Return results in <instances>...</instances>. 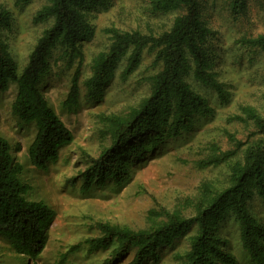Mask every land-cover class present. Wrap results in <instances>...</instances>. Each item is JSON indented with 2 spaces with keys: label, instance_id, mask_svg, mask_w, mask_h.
<instances>
[{
  "label": "trees",
  "instance_id": "obj_1",
  "mask_svg": "<svg viewBox=\"0 0 264 264\" xmlns=\"http://www.w3.org/2000/svg\"><path fill=\"white\" fill-rule=\"evenodd\" d=\"M32 1L13 0V6L23 8ZM42 1L32 18L34 24L46 27L20 72L2 39V31L12 26V11L5 5L0 7V91H6L10 83L15 84L11 113L19 122L31 124L35 129L27 147V158L32 168L47 171L57 163L60 150L72 143L73 135L48 104L38 82L50 70L52 52L59 47L60 56L69 68L77 61L63 106L68 111L79 106L82 48L95 36L92 19L108 11L112 1ZM246 8L247 0L228 1V10L234 17L243 16ZM151 9L164 14L179 13L167 30L157 34L107 28L109 44L92 60L91 74L84 86L95 98H102L103 86L113 79L116 67L124 59L123 76L138 67L144 52L153 54V64L158 65V70L148 78L147 96L127 116L104 118L111 144L92 158L81 174L86 189L93 181L97 184L127 182L131 177L130 156L145 160L152 151H160L166 141L191 131L198 121L214 116L215 107L193 89L189 77L213 92L219 106L230 101V91L213 70L209 44L213 32L203 18L202 0H152ZM239 42L250 49L264 51V34L243 37ZM231 118L251 122L256 137L253 141L249 138L240 141L226 133L233 149L221 151L213 147L211 157L201 164L225 165L226 181L221 187L203 185L194 216L184 217L177 211L169 212L157 206V210L149 213L152 225L148 229L97 223L100 235L83 242L87 250L98 252L112 248L102 264H120L130 256L128 264H144L149 260L159 263V250L173 246L176 239L194 229L187 239L189 250L178 264H236L225 239L218 234L220 227L232 219L251 264H264V224L248 208L255 196L264 202V113L242 106L240 115ZM145 134L138 145L128 147L129 141ZM23 171V166L11 154L10 142L0 136V237L10 243L14 253L35 260L47 245L55 212L44 202L27 198L30 188L22 181ZM69 251L76 252L74 247Z\"/></svg>",
  "mask_w": 264,
  "mask_h": 264
},
{
  "label": "rangeland",
  "instance_id": "obj_2",
  "mask_svg": "<svg viewBox=\"0 0 264 264\" xmlns=\"http://www.w3.org/2000/svg\"><path fill=\"white\" fill-rule=\"evenodd\" d=\"M111 1L108 11L98 13L92 19L95 36L82 48L79 106L72 111L63 106L77 61L69 68L60 56L62 49L59 47L52 52L50 70L38 82L48 104L73 135L72 143L60 150L57 163L47 171L32 168L27 158V147L35 129L31 124L19 122L11 113L15 84L10 83L6 91H0V136L8 139L14 160L23 166L21 178L30 188L27 198L42 201L55 212L47 245L37 259L30 260L14 253L10 243L0 237V264H102L112 248L90 252L83 245L85 240L99 237L97 223L133 230L148 229L152 225L149 213L157 210V206L169 212L177 211L184 217L194 216L203 185L221 187L226 181L225 165L205 167L201 164L211 157L213 147L221 151L233 149L226 133L240 141L248 138L253 141L256 137L251 122L242 123L231 117L240 115L242 106L264 113V51L250 49L239 42L243 37L264 34V0H247L246 11L239 17L229 12V0H202L203 18L213 32L209 43L213 70L231 93L229 103L219 106L213 92L189 77L193 89L207 97L215 107L214 116L198 121L191 131L166 141L160 151H152L145 160L130 156L131 177L127 182L97 184L93 181L86 189L81 174L90 165V160L111 144L104 118L127 116L147 96L148 78L158 70V65L153 64V54L144 52L138 67L123 76L124 59L116 67L113 79L103 86L102 98L90 96L84 83L90 77L93 58L109 44L105 30L114 27L122 31L157 34L167 30L179 13L154 12L152 0ZM42 3V0H33L23 8H16L13 0H0V7L5 5L12 11V26L2 31V39L18 72L46 27L45 24H34L32 18ZM149 134L154 135L153 132ZM145 137L146 134L129 141L128 147L138 145ZM248 208L264 224V202L255 196ZM193 233L194 229L176 239L173 246L159 250V263L149 260L144 264L180 263L183 254L189 250L187 239ZM218 234L225 239L236 264H251L242 248L238 226L232 219L220 227ZM73 247L76 252L69 251ZM130 259L131 256L120 264H128Z\"/></svg>",
  "mask_w": 264,
  "mask_h": 264
}]
</instances>
